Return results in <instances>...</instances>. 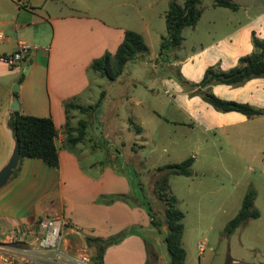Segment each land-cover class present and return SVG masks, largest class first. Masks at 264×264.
Wrapping results in <instances>:
<instances>
[{"label": "crops", "instance_id": "0c3cea01", "mask_svg": "<svg viewBox=\"0 0 264 264\" xmlns=\"http://www.w3.org/2000/svg\"><path fill=\"white\" fill-rule=\"evenodd\" d=\"M53 1L57 0H0V56L14 54L20 44L34 48L17 67L0 62V171L16 148L9 127L14 112L52 118L61 136L57 144L58 168L26 158L15 176L0 189V226L6 233L13 226L36 225L43 217H65L74 227L70 236L86 248V237L108 239L132 231L120 243L107 248L103 264H147L144 234L153 230L146 209L138 203L106 205L99 200L116 194H140L137 185L141 183L136 184L133 169L143 164L137 156L146 149L142 141L147 139L138 135L125 140L123 127L118 126L121 117L116 102L123 99L127 105L134 104L138 114L148 112L144 98L130 91H118V86L135 87L143 85V81L129 76V65L115 82L91 69L94 60L117 51L127 30L108 23L100 15L88 14L85 7L71 8L60 0L61 8L53 13ZM254 32L264 39V17L219 41L197 42L191 47L184 41L179 49L164 55L152 53L141 34L151 60L156 61L155 69L164 65L173 70L167 78L156 79L173 96L167 102L162 122L200 130L205 135L220 127L239 128L252 120L237 112L216 111L199 96L186 92L172 74L190 84H199L212 66L219 65L223 71L233 69L241 57L253 52ZM92 85L97 86V94H92ZM152 87H147V93ZM212 91L223 100L264 110V79L251 80L238 88L216 85ZM16 99L19 111L12 110ZM99 101L100 107L93 112L82 114L73 109L67 114L65 110L68 103L88 107ZM102 107H109L106 115L101 114ZM80 120L88 122L87 140L70 148L66 124L69 122L75 128ZM127 130L131 132V128ZM198 144L197 139L194 145ZM99 152L104 156H95Z\"/></svg>", "mask_w": 264, "mask_h": 264}, {"label": "rangeland", "instance_id": "374dc122", "mask_svg": "<svg viewBox=\"0 0 264 264\" xmlns=\"http://www.w3.org/2000/svg\"><path fill=\"white\" fill-rule=\"evenodd\" d=\"M60 1L71 8L85 7L88 14L100 15L110 24L142 34L154 54L160 52L162 38L167 35L166 14L170 0ZM175 1L182 7L186 2ZM233 2L239 7L237 11L214 8L212 0H202L199 6L202 15L197 26L183 31L185 45L191 47L197 42L219 41L264 17V0ZM60 5L59 0L51 2L53 13L59 11ZM139 60L142 62L128 64L129 76L137 77L143 85L118 86V91L123 94L130 91L132 95L144 98L148 112L138 114L137 107L127 105L123 99L116 102V107L120 110L118 126L123 127L125 140H133L138 135L147 139L142 141L146 149L140 150L137 156L143 164L133 169L136 184L141 183L137 185L139 190L142 188L140 195L152 203L155 216L163 221L164 209L154 193V182L161 175L157 169L193 158L191 177L173 176L169 179L170 192L178 199L177 208L185 215L182 246L187 255L184 264H228L230 260L231 264H264V115L249 118L252 120L239 128L220 127L205 135L200 130L163 123L161 117L173 96L166 93L156 79L157 76L167 78L168 72L173 70L164 65L156 70L153 65L156 61L151 60L150 53ZM172 75L181 85L177 79L179 75ZM148 86H153L149 93ZM92 88V94L98 91L96 85ZM108 108L102 107L101 114L106 115ZM128 127L131 128L129 133ZM197 139L199 144L196 146ZM95 156L103 157L104 154L99 152ZM250 192L256 195L254 207L260 217L246 221L227 236V225L238 215ZM152 230L144 234L150 264H169L165 235ZM163 231H167L166 226ZM67 233H70L69 229ZM67 239L73 252L85 250L93 257L95 251L75 242L70 235ZM202 242L206 243V251L201 255L198 246ZM152 249L158 253V260L151 255Z\"/></svg>", "mask_w": 264, "mask_h": 264}, {"label": "trees", "instance_id": "16d2710c", "mask_svg": "<svg viewBox=\"0 0 264 264\" xmlns=\"http://www.w3.org/2000/svg\"><path fill=\"white\" fill-rule=\"evenodd\" d=\"M201 1L186 0L183 7L178 5L175 0L169 1V10L166 14L167 35L162 38L160 55L177 50L182 46L184 29L195 28L201 19L202 12L199 10ZM212 5L214 8H226L234 11L239 8L233 0H212ZM251 40L253 52L250 55L241 57L237 66L233 69L223 71L219 65L212 66L207 69L199 84H190L180 75L176 78L190 95L199 96L216 111L222 113L237 112L248 118L263 116V109H258L247 103L223 100L212 91V87L216 85L238 88L251 80L264 79V39H260L255 33H252ZM149 53L150 49L143 36L138 32L127 30L117 51L114 54L108 52L101 58L94 60L91 69L109 81L115 82L124 74L128 64L146 57ZM100 104L101 101L95 105L84 107L68 103L65 105V110L67 114L73 109L85 114L95 111L100 107ZM9 127L14 133L16 142L19 143L21 154L19 166L13 176L20 170L21 164L26 158L42 160L52 168L59 167V150L56 144L59 131L52 118H41L14 112L10 117ZM65 133L69 147L75 148L87 140L88 122L80 120L75 128L71 127L68 122ZM193 164L194 159L190 158L179 164H170L157 169V172L161 175L154 182V193L164 209L163 221L157 219L152 203L143 195L116 194L99 199L100 202L106 205L121 202L127 204L138 203L144 207L151 218L152 228L165 235L164 242L169 256V264H184L187 255L182 246L185 215L177 208L178 199L170 192L169 179L173 176L191 177ZM255 198L254 192H250L245 197L238 215L230 221L225 229L227 236L232 235L246 221L260 217L259 211L254 207ZM163 226L167 227V231H163ZM131 232L108 239L86 237L87 247L95 251L92 262L103 264L107 248L120 243ZM145 240L148 247V241ZM152 250L151 255L158 260V253L154 249ZM148 253L150 255L149 251ZM150 263L148 259L147 264Z\"/></svg>", "mask_w": 264, "mask_h": 264}, {"label": "built area", "instance_id": "2783aa9c", "mask_svg": "<svg viewBox=\"0 0 264 264\" xmlns=\"http://www.w3.org/2000/svg\"><path fill=\"white\" fill-rule=\"evenodd\" d=\"M31 46L20 44L12 55L0 56V62L10 68L17 67L31 53ZM61 142L58 135L56 144ZM74 227L61 216L41 218L36 225L24 224L11 227L4 233L0 226V264H92L87 251L73 252L67 230ZM200 254L206 251V243L198 246Z\"/></svg>", "mask_w": 264, "mask_h": 264}, {"label": "water", "instance_id": "95a60500", "mask_svg": "<svg viewBox=\"0 0 264 264\" xmlns=\"http://www.w3.org/2000/svg\"><path fill=\"white\" fill-rule=\"evenodd\" d=\"M19 87H16L15 91H18ZM18 99H16L13 103L12 110L13 111H19L20 106L18 103ZM20 147L19 143L16 142V148L14 151L13 156L11 157L9 163L0 171V189L3 188L8 182L11 180L12 176L14 175V172L19 166L20 163ZM231 260L228 262V264H231Z\"/></svg>", "mask_w": 264, "mask_h": 264}]
</instances>
